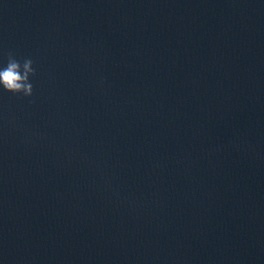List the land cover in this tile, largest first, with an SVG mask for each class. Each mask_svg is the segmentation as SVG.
I'll use <instances>...</instances> for the list:
<instances>
[{"label": "water", "instance_id": "95a60500", "mask_svg": "<svg viewBox=\"0 0 264 264\" xmlns=\"http://www.w3.org/2000/svg\"><path fill=\"white\" fill-rule=\"evenodd\" d=\"M0 264H264V0H0Z\"/></svg>", "mask_w": 264, "mask_h": 264}, {"label": "clouds", "instance_id": "9594fccd", "mask_svg": "<svg viewBox=\"0 0 264 264\" xmlns=\"http://www.w3.org/2000/svg\"><path fill=\"white\" fill-rule=\"evenodd\" d=\"M34 76L32 60L21 62L10 55L6 63H0V92L31 97L34 91L31 78Z\"/></svg>", "mask_w": 264, "mask_h": 264}]
</instances>
